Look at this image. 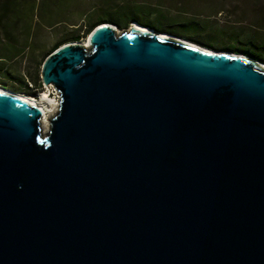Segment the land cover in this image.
Returning a JSON list of instances; mask_svg holds the SVG:
<instances>
[{
    "label": "water",
    "instance_id": "95a60500",
    "mask_svg": "<svg viewBox=\"0 0 264 264\" xmlns=\"http://www.w3.org/2000/svg\"><path fill=\"white\" fill-rule=\"evenodd\" d=\"M145 26L47 54L46 133L0 92V264H264V66Z\"/></svg>",
    "mask_w": 264,
    "mask_h": 264
},
{
    "label": "rangeland",
    "instance_id": "374dc122",
    "mask_svg": "<svg viewBox=\"0 0 264 264\" xmlns=\"http://www.w3.org/2000/svg\"><path fill=\"white\" fill-rule=\"evenodd\" d=\"M5 0H0L2 3ZM37 17L25 34L28 21L25 13L12 22L0 21V41L17 47L27 41L29 51L23 56L2 62L0 86L15 92L37 97L48 90L51 97L57 92L40 80V68L47 54L64 42L87 40L89 24L111 23L119 31L135 21H148L161 32L194 41L207 48L253 53L264 60V0H35ZM133 9L132 14L126 8ZM115 23H114V22ZM0 45V50H1ZM22 55V54H21ZM251 57V56H250ZM260 60L259 62H264ZM39 80L36 87L32 81ZM46 131V130H45ZM44 131V133H46Z\"/></svg>",
    "mask_w": 264,
    "mask_h": 264
},
{
    "label": "trees",
    "instance_id": "16d2710c",
    "mask_svg": "<svg viewBox=\"0 0 264 264\" xmlns=\"http://www.w3.org/2000/svg\"><path fill=\"white\" fill-rule=\"evenodd\" d=\"M37 10H38V5L36 4L35 0H5L2 3H0V21H2L5 18V16L7 17L8 15L10 20L12 22H15L16 20L21 18V14L25 13L28 21L25 23L24 30H25L26 35H30L31 30H32L31 25H33L32 23L34 22V18L37 17ZM126 10L127 12L131 14L133 12V9L132 10L128 9V7L126 8ZM131 18L142 25H148V26L153 27L156 30H159L156 26L151 25V23H149L148 21L139 19L137 17H131ZM92 24L93 22L89 24L86 29L90 31L92 29ZM6 40L7 41L5 42L0 41V45L2 46L0 50V64L6 60H10V59L12 60L18 56L21 57L22 59H25V55L23 56V51L24 50L29 51V45L27 44V41L26 40L23 41L20 44V46L17 47L16 45H12L8 43L9 39L7 37H6ZM245 53H247L249 56H251L252 58L256 60H259V61L262 60L253 53H248V52H245ZM1 71H2V68L0 65V72ZM32 81L34 82L36 87L40 85L39 80L35 81L32 79Z\"/></svg>",
    "mask_w": 264,
    "mask_h": 264
},
{
    "label": "bare ground",
    "instance_id": "6f19581e",
    "mask_svg": "<svg viewBox=\"0 0 264 264\" xmlns=\"http://www.w3.org/2000/svg\"><path fill=\"white\" fill-rule=\"evenodd\" d=\"M133 27L141 30V31H146V32H152V29L142 25L138 22H131V24L129 25L128 28ZM114 27V26H113ZM115 31L119 32V30L114 27ZM161 36L163 37H172L174 39H177L178 41H182L190 46L196 47L197 49L207 52V53H213V54H218V53H229L230 55H241L242 57H244L245 59H248L249 57L245 54L242 53H236V52H230V51H220V50H214V49H210L207 48L203 45L197 44L194 41L188 40L186 38L183 37H179L170 33H166V32H159ZM68 43H74L76 45H80L86 49H88L90 47V44L88 42V38L87 40H84L83 42H78V41H74V42H68ZM259 65L264 66V62H259ZM50 85H45L46 88H48ZM0 92L2 93H6L9 94L11 96L17 97L27 103H29L30 105H34L36 107H38L41 111V117L39 120V125H40V130L42 131V133H44V131L48 130L49 128V118L56 112L57 110V106H58V98L56 97H51L50 94H48V90H41L38 94L37 97H32L30 95L24 94V93H19V92H15L12 91L10 89H6L2 86H0ZM45 131V132H46Z\"/></svg>",
    "mask_w": 264,
    "mask_h": 264
}]
</instances>
